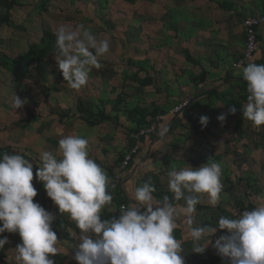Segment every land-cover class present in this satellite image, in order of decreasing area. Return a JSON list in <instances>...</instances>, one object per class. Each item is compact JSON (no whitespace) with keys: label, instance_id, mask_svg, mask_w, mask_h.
<instances>
[{"label":"clouds","instance_id":"1","mask_svg":"<svg viewBox=\"0 0 264 264\" xmlns=\"http://www.w3.org/2000/svg\"><path fill=\"white\" fill-rule=\"evenodd\" d=\"M55 60L64 81L74 90L85 86L89 73L99 68V58L109 52L108 39H99L84 24H61L55 30ZM238 75L246 82L243 117L254 127L264 125V64L241 65ZM26 100L13 96V108ZM235 114V107L229 108ZM226 114L217 120L225 121ZM207 116L200 117L206 125ZM165 132L167 129L164 130ZM162 135L164 133H161ZM89 141L77 135L59 139L56 152L41 153V166L35 172L47 197L66 213L80 231L74 259L78 264H184L181 242L174 236L185 220L193 241V252L203 253L200 241L217 228L225 230L213 247L229 264H264V203L235 217L220 216L216 227L192 226V214L207 194L215 206L220 198V164L213 161L199 168L185 167L168 173L171 202L157 199L149 181L135 187L131 207L121 206L119 218L101 219L102 210L112 203L109 177L89 155ZM33 163L20 154H0V234L18 233L22 243L15 248L17 264H55L50 256L59 253L58 238L51 228L53 215L33 202L37 190ZM183 200L178 207L173 201ZM141 208L144 211H141ZM7 238H0V249Z\"/></svg>","mask_w":264,"mask_h":264},{"label":"rangeland","instance_id":"2","mask_svg":"<svg viewBox=\"0 0 264 264\" xmlns=\"http://www.w3.org/2000/svg\"><path fill=\"white\" fill-rule=\"evenodd\" d=\"M166 2L167 0H54L52 1V14L38 15L33 6L35 0H21L20 6L12 12V20L16 23H22L26 27V31H15V29L7 28L4 25L0 28V41L4 42L6 46H16L14 42L9 40L16 38L14 36L16 34L23 37L20 49L25 50L27 42L37 41L40 37L41 20H43V22L49 21L52 33H55L57 26L61 24L75 26L82 23L99 39H108L110 48L107 54L99 58L100 67L91 70L87 84L79 90L72 89L68 82L64 81L62 73L58 69L55 60V36L52 41V54L39 60L38 70L30 71L33 76L29 80L14 85L10 75L0 67V145L9 143L16 149L24 151L29 148L33 149L38 155V158H32V162L37 167L33 165V171H35L41 166L42 152L52 151L55 153L58 149L59 139L67 135H77L88 139L89 152H107L106 155L110 154L108 159L112 163L115 162V156L118 157L120 153L122 155L126 153L127 129L131 128L132 124L120 114L117 124L112 123V121L95 126L85 123L73 115L76 114L75 105L78 98L88 108L96 110L99 98H114L122 92L124 94L123 108L139 104L148 113L154 109L167 111L164 115L166 123L171 117L177 116L170 113L171 109L185 99L190 102L193 101L192 97L197 95L190 90V86L192 89L193 85L192 80L195 77L193 69L201 65L213 66L214 61L217 64L219 61L202 55H193L183 46L179 48L181 42L178 43L179 41H177L176 31L170 29L166 22L161 21L162 14L166 12L164 8ZM40 17H44V19ZM236 35L241 39L243 28L240 27L239 29L238 27ZM199 43L197 42V44ZM242 43L243 39L240 40L241 46ZM147 46L150 49L158 46L160 53L166 48L169 49L172 53L171 61L166 56L159 54L156 55L157 58L153 57V66H151L144 57L148 53V50L143 51ZM196 46L197 49L201 50L200 45ZM202 51L208 50L203 49ZM257 51L256 45L254 54ZM128 58H131L135 63L142 62L141 65H147L149 70L151 67L152 70L155 69L154 72L151 71L155 83L148 86L139 84L134 77L142 78L145 73L134 68L136 64H128L126 61ZM250 59L249 61H252ZM231 72L235 74L237 71L232 70ZM37 76L44 81V84L40 83ZM216 78L217 75L213 74L211 77H205L203 82L197 80L196 87L198 84H203L206 87L203 90L212 89L211 80ZM179 83H184V86H178ZM234 83L240 86L239 82ZM234 83L230 84L229 90ZM175 84L178 87L172 86ZM217 89H215V93L220 94ZM24 90L25 92H23ZM242 91L239 97L244 100L241 105L243 110V104L246 102V98L243 97H247V93ZM200 92L202 93V89ZM14 94L21 100H26L22 108H13ZM32 101L36 102L33 105V110L40 115V118L29 123H23L26 121L24 107L32 104ZM215 104L212 107L205 105L198 110L211 115L207 124L202 125L201 129L202 134L213 145V147H202L203 151L210 150V154L206 155L203 165L209 163V160L210 163L215 161L220 164V180L223 189L216 205L220 204L226 209L230 188L225 184L227 185L228 182L236 184L237 177L240 178L242 175L240 165H247V162L251 165L252 162L250 158L241 163L242 157L245 155L242 153V147H244L242 145H246L244 142L246 140L253 143L252 145L259 146L260 142L264 144V125L254 127L246 119L241 131L236 135L232 130L233 120L225 119L223 122L217 120V117L222 114L223 108L220 101L218 102L220 107H216ZM104 108L106 113L114 115V111H111L109 105ZM188 108L190 107L188 106ZM60 117L61 120H59ZM177 122L175 121L174 126H176L173 132L182 129ZM22 123L25 126L21 127ZM187 127L190 128V125ZM172 155L181 160L182 154ZM34 179L37 178L34 177L33 181ZM35 185H33L34 188ZM36 190L37 195L33 198V202L47 209L48 203L44 202L45 198L48 199L46 191H41L39 188ZM220 212L223 211L217 210L218 219ZM5 237L7 243L0 251L9 250L6 252L14 256L13 249L16 239H20V236L18 233H10L0 238ZM11 248L12 252L10 251Z\"/></svg>","mask_w":264,"mask_h":264},{"label":"crops","instance_id":"3","mask_svg":"<svg viewBox=\"0 0 264 264\" xmlns=\"http://www.w3.org/2000/svg\"><path fill=\"white\" fill-rule=\"evenodd\" d=\"M164 8L166 12L162 14L161 21L166 22L170 29L176 31L175 35L177 41H179L178 43L181 42L179 48L183 46L184 49L189 50L193 55H202L209 59H218V64L214 61L213 66L201 65L193 69V74H195L194 79L196 80L202 78L204 81L205 77H211L213 74L217 75L216 79L211 80V88L213 89L214 95L208 96L207 92L212 89L207 91L203 90V88H206L203 84H198L196 87L197 81L195 82L193 79L192 89L190 86V90L199 96L196 95L194 98L192 97V100H194L190 102V108H186L182 113L175 117H171L167 123L164 118L167 111H163V119L158 124L154 134L142 136L139 140L134 138L135 142L133 145L139 144V150L129 161V166L125 168L121 167L123 158L119 160L118 157L115 156V162L111 163L108 159L110 158V154L106 155L107 152H89L90 158L97 164L106 165V167L102 168L106 171L110 181L108 189L113 200L110 205H107L102 210V220L117 217L118 204L115 201L116 198H122L127 207H131L135 203L133 200V191L135 187L149 181V178L157 189L169 191V171L174 168L178 170L188 166L193 169L201 167L205 163L206 155L210 154V150L203 151L202 147L206 146V142H208L207 146L209 147H213V145L204 134H202L199 124H196L197 130H199L197 134H193L190 131L191 126L190 128L187 126L190 125L189 123L192 121L200 123L201 116L211 117L210 114L198 111L205 105H210L212 107L216 103L215 106L220 107L218 106V102L220 101L223 114L226 105L232 103L233 100H237L238 103L243 101L242 97H239L240 92L243 90V79L242 76L237 75L241 71V67L236 69L233 67L242 55L244 37H241V39H243L241 46V39L237 37L236 32L238 27L242 29L241 21L244 17L264 14V0H171V2L167 0ZM258 40V51L254 54L253 58L250 59L252 61H248L247 63L264 64V25L259 28ZM197 42L200 43L197 44ZM196 45H200L199 47L201 50L197 49ZM148 47L149 46L143 51L148 50V53L145 54L144 57L151 66H153V57L157 58L156 55L159 54L166 56L168 60L171 61L170 58L172 53L169 49L166 48L160 53L158 46L152 47L153 49ZM203 49L208 51H202ZM246 65L247 64H244V66ZM232 70L237 72L233 74L231 72ZM151 71L152 69L150 68L149 73L152 76V72H154L155 69ZM234 82H239L240 86ZM154 83L155 82H153V84ZM231 83H234V85H232L231 90H229ZM183 84L179 83L178 86L183 87ZM172 86L178 87L176 84ZM201 89L202 93L200 92ZM215 89H217L220 94L217 92L215 93ZM243 91L247 93L246 90ZM184 95L183 93V96ZM178 96H180L179 93ZM240 111H242V109ZM175 121H178L177 123L182 127L181 131L177 130L173 132L176 126H174ZM178 128L180 129V127ZM165 129H167L166 132L164 131ZM161 133L164 134L162 135ZM200 138H202L203 141ZM244 142L246 145H242L244 146L242 147V153L245 155L242 157L241 163L245 162V160L248 161L250 158L252 162L250 163L251 165L247 162V165H240L239 167L242 173L240 178H242L243 181L240 183L236 182V184L232 182H228L227 185L225 184V186L230 188L226 209L220 204L212 206L209 203L207 194H201L200 202L195 206V211L192 214V226L206 225L205 227L214 228L218 223L217 210L222 211L221 208L223 209L224 213L220 212L219 216L235 217L245 210H252L246 207L249 203L253 207H256L260 203H264V144L260 142L259 146H257L252 145L253 143H250L248 140ZM192 145L193 149L200 153L198 161L195 160L196 157L193 152H189ZM98 154L101 155L98 156ZM124 154L122 157H124ZM172 154H182L180 156L181 160H178L177 157H173ZM116 165L119 166L117 167ZM238 178L239 177H237V179ZM142 179L145 181H142ZM244 181L248 183L250 186L249 188L247 187V183L245 186ZM238 199L243 201L242 209L239 212L234 207ZM184 203L183 200H180L174 204L178 207H182ZM51 206L52 210L50 213L54 217L51 228L57 234V248L59 253L49 258L54 260L55 264H78L73 257L77 250L75 245L79 243L80 231L68 214L59 213L58 207L53 202ZM141 211H144V209L141 208ZM57 221L59 223L61 222L62 225L58 226ZM224 234H226L225 230L218 228L212 234H206L199 242L201 246H204L210 241L205 251L203 253H195L192 251L194 245L189 236V226L187 222L181 220L174 231L175 238L181 242L184 250L181 253L184 258V264H222L223 261H228L213 247L215 240ZM20 243H22L21 238L16 239L13 249L14 253L16 246ZM6 251L9 250L4 249L0 251V264H17L15 260L16 253L13 256L9 255ZM10 251L12 252V248Z\"/></svg>","mask_w":264,"mask_h":264},{"label":"trees","instance_id":"4","mask_svg":"<svg viewBox=\"0 0 264 264\" xmlns=\"http://www.w3.org/2000/svg\"><path fill=\"white\" fill-rule=\"evenodd\" d=\"M52 1H54V0H35V3L33 6L37 10L38 15L39 14L43 15L46 13L52 14ZM20 3H21V0H0V28H2L5 25V27L15 29V31H19V30L22 32L26 31V27L22 23H16L12 20V12L15 10L16 7L20 6ZM40 18L44 19V17H40ZM41 22L42 23H41V27H40V31H41L40 37H38L37 41L27 42L25 50L20 49L22 47L21 40L23 38L20 35L15 34L14 36L16 38H10L9 39V40H11V42H14V44H16L15 47L6 46L4 42L0 41V67L3 68L10 75V77L12 79L9 77L8 78L13 80L14 85H17L18 82H22L24 80H29L33 76L30 71L32 70L33 72H35L38 70L37 64H38L39 60L44 59L48 55L52 54V41H53V37L55 36V34L52 33V30L50 29L51 24H49V21L43 22V20H41ZM243 37H244V35H243ZM16 47H18V48H16ZM126 61L130 65L136 64L134 68H136L138 71L140 70V71H143L145 73V75L142 78L134 77V79L137 82H139V84H141L142 86H148V85L153 84L154 79L150 75L149 68L147 67V65H141L142 62H139V63L136 62L135 63L131 58H128ZM246 64H248V63H246ZM151 69H152V67H151ZM37 78L40 80V78L38 76H37ZM200 80L203 81L202 78H200ZM194 81L196 82L197 80L194 79ZM40 83L44 84V81L41 79ZM242 89L246 90V82L245 81H243ZM23 92H25V90ZM212 94L214 95L213 89L207 92L208 96H211ZM123 96H124V94L122 92H120L114 98H109V97L99 98L97 101L99 103L96 105V110L92 109V108H88L82 102V100L78 98L77 103L75 105L76 114H73V115H76L80 120H82L83 122L88 123L92 126L101 124L103 122H110V121H112V123L117 124L118 118H119L118 115L119 114L122 115L126 119V121H128L132 124V127L127 129L128 131L126 134L127 143H128L127 144V150H126V152H127L133 146V143L135 142L134 135L139 131V129L150 124L155 115H157V114H163L164 115V112L161 110L154 109L153 111L148 113L139 104H135L132 106H125L123 108V104H124ZM197 96H199V95H197ZM243 98H246V97H243ZM31 103L32 104L26 105V107H24V113H25L26 121H24L23 123H29V122L37 119V118H40V115L36 114L33 110V105H35L36 102L32 101ZM240 104L242 105V102L238 103L237 100H233L232 103L226 105L225 111L223 112V114H226V119L233 120L232 130L236 135L241 131V128H242V126L246 120L243 117V110L240 111L241 110ZM106 105H109L111 107V111H114V115H110L111 113L105 112L104 107ZM232 107H235V109H236L235 114H231L228 111L229 108H232ZM122 108H123V110H121ZM10 110H12V109H10ZM183 111H181V113ZM59 120H61V117L59 118ZM23 123L21 124V127L25 126V124H23ZM250 123H252V122H250ZM189 124L191 126L190 131L193 134H197L199 132V130H197L196 124H199V127L201 129L203 127L201 125V123H198L195 121H192ZM207 132L209 133V131H207ZM207 145H208V142H206V146ZM5 152H7L9 154H20V155L24 156L26 159H29L30 162L33 161L32 158H35V157L38 158L37 153H35V151H33V149L29 148V149H27V151L19 150V149H16L14 146H12L9 143H5L3 145H0V154H3ZM102 152H104V151H102ZM189 152H193L194 156L196 157V159H195L196 161L199 160L200 153L193 149V145H192V148L189 149ZM122 156H123L122 154H119L118 159L121 160L123 158ZM32 163L34 165V162H32ZM100 166H101V168L106 167V165H100ZM116 166L118 167L119 165H116ZM127 166H129V165H127ZM165 166H167V165H165ZM34 167H36V166L34 165ZM36 171H37V169H35V171H33V178L36 177L35 176ZM142 181H145V180L142 179ZM241 181H243V179H241V178L237 179L238 183H240ZM244 183L246 186L247 182L244 181ZM32 184L33 185L36 184L35 189L39 188L41 191L44 190L42 182L38 181L37 179H34V181L32 180ZM153 186L156 188V186L154 184H153ZM247 187L248 188L250 187L248 185V183H247ZM107 190L109 192V189H107ZM153 195L156 196V198L160 199V200H162L165 196H167L169 198L170 202L172 199V197H171L172 194L169 191L164 190V189H157L156 188V192L153 193ZM45 201L48 203V207L45 210L50 212L52 210V206H51L52 201L50 198H48L47 200L45 198L44 202ZM115 201L119 205L120 203L123 202V199L122 198H116ZM175 202H177V201H173V203H175ZM242 204H243L242 200H240V199L236 200L234 207L238 212L242 209ZM246 207L249 209L254 208L253 206L250 205V203ZM218 208H221V207H218ZM221 210L223 211L222 208H221ZM60 225H62L61 222L60 223L58 222V226H60ZM203 226H206V225H203ZM7 234H9V232L5 231L4 233L0 234V237H3Z\"/></svg>","mask_w":264,"mask_h":264},{"label":"built area","instance_id":"5","mask_svg":"<svg viewBox=\"0 0 264 264\" xmlns=\"http://www.w3.org/2000/svg\"><path fill=\"white\" fill-rule=\"evenodd\" d=\"M241 25L243 28L244 35V47L241 57L234 64L235 68H239L241 65L246 64L250 58H252L258 41V31L259 28L264 25V14L249 15L242 19ZM190 104L188 99L180 101L176 104L170 111L172 115H178L186 109ZM163 115L157 114L154 116L152 122L141 129L134 135L136 140H139L142 136L154 134L156 132L158 124L162 121ZM139 150V144L133 145L128 152L124 154L123 160L121 162V167L125 168L129 161L132 159L133 155L137 154ZM121 206L127 208L126 203H120L117 208V217L119 218ZM222 264H229V261H223Z\"/></svg>","mask_w":264,"mask_h":264}]
</instances>
